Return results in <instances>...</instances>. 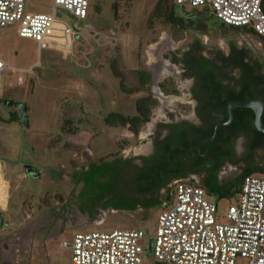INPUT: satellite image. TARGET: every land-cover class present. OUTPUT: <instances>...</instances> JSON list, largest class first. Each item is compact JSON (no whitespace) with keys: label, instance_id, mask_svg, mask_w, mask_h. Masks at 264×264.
<instances>
[{"label":"rangeland","instance_id":"374dc122","mask_svg":"<svg viewBox=\"0 0 264 264\" xmlns=\"http://www.w3.org/2000/svg\"><path fill=\"white\" fill-rule=\"evenodd\" d=\"M158 1L89 0L87 15L81 20L58 9L61 11L56 22L58 26H53L44 35L42 45L33 39L20 38L13 30H0V57L11 67L0 73V99L24 103L28 118L25 126L15 116L14 108L7 109L0 104V120L5 121H0V182L6 183L5 204L0 209V264H73L70 250L61 246V240L77 231L139 228L147 235L142 241L144 248L147 239L155 233L159 209L152 208L101 213V217L93 221L75 219L72 223L62 221L61 224L54 219L50 221L57 206L55 196H66L69 189L68 180L60 173L75 165L74 150L64 145L66 140L59 131L60 118L71 100L83 105L85 115L100 130L87 146L93 155L104 156L120 148L138 152L146 145L140 138L143 132L138 138L128 136L123 143L121 138L130 135L126 129L110 128L100 121L102 113L97 111L95 103L99 104V109L104 108L112 96L113 85L106 86L104 79L98 85L88 79L92 70L103 71V67L97 70L96 65L91 66L90 53L98 63L106 54H113L116 69L125 73L126 79L137 69L153 71V64L158 62L159 54L166 51L168 45L186 50L194 41L200 44L198 53L210 57L217 54V50L226 54L228 42L232 41L236 47L249 50L251 57L264 63V45L252 34L221 27L212 15L195 12L190 6L179 7L174 5V0H167L173 8L172 14L183 20L188 18L191 27H187L185 21L169 24L164 21L168 4L166 6V1L160 0L157 8ZM51 5L52 0H28L32 12H48ZM202 9L201 6L194 8ZM189 11L193 14L188 15ZM168 75L169 70L164 66L159 78L163 80L165 92L169 90L166 88L170 84ZM238 75L237 69L232 70L233 77ZM184 82L178 83V90L174 89L178 96L164 92L157 97L156 107L150 115L152 120L160 119L163 111L192 116V108L185 100ZM56 135L59 145L52 139ZM24 164L40 168L41 177L26 176ZM3 165L7 169L2 171ZM46 169L55 170L59 176L50 178ZM236 174L238 170L225 163L218 171V182ZM171 189L163 188L146 197L135 196L141 201L159 196L164 206L165 195H169ZM207 198L216 204L218 218L224 220L227 208L235 203L237 194L217 198L210 192ZM152 260V255L145 250L141 264H152ZM237 262L244 260L238 258Z\"/></svg>","mask_w":264,"mask_h":264},{"label":"flooded vegetation","instance_id":"af4514ba","mask_svg":"<svg viewBox=\"0 0 264 264\" xmlns=\"http://www.w3.org/2000/svg\"><path fill=\"white\" fill-rule=\"evenodd\" d=\"M230 42L226 54L217 50L213 57L198 53L200 48L198 41H194L186 50L168 45L167 50L159 54V63L153 64V71L137 69L130 73L129 79H126L125 73L116 69L113 54H106L98 63L93 53H90L91 66L96 65L97 70L103 67V71L96 73L92 70L87 75L88 79L97 85L101 84L102 79L106 86L109 83L113 85L112 96L107 99L105 107L99 109V104L95 103L97 111L102 113L100 121L110 128L126 129L130 135H124L122 140L120 139L123 143L128 136L138 138L143 132L144 135L140 138L146 145L138 152H126L124 148H120L104 156L93 155L87 146L100 130L85 115L83 105L71 100L63 118H60L59 131L66 140L64 145L74 150L72 158L75 165L67 172L60 173L62 178L68 180L69 189L66 196L61 194L55 196L57 206L50 221L54 219L58 224L62 221L72 223L75 219L93 221L101 217V213L132 212L134 210L129 209L128 205H141L148 201V198L141 201L135 196L146 197V194L142 193L143 190H155L158 187V190L169 189L177 179L206 185L209 173L221 160L220 167L228 163L233 165L238 173L249 167L251 163L249 154L255 140L254 130H257L253 123L254 115L251 119H244L245 114L242 111L238 117L239 123L248 121L249 128L233 129L228 125L233 119L232 114L229 123L219 125L222 127L216 129L211 139L214 140V144L210 149L206 143V147L203 146V140L207 136L201 138V133L207 130L206 126L213 123L212 119L201 116V57L214 62L215 75L221 89L237 90L240 75L233 77L232 70L236 69L228 60L225 61L226 58H231ZM164 66L170 73L167 77L170 82L166 86L169 89L167 93L162 86L163 80L159 78ZM141 71L147 72V75L141 74ZM169 76L174 80H170ZM181 82H184L185 100L192 108V116L163 111L160 119L152 120L150 115L152 109L156 107L157 97L164 92L173 97L178 96L179 93L175 90H178V83ZM254 98L263 102L261 122L264 124V100L260 97ZM0 104L7 109L14 108L4 105L3 99H0ZM8 113L10 116L13 115L12 112ZM15 116L18 118V111ZM214 119L216 121L214 124L224 121L220 111ZM0 121L5 122L2 119ZM57 135L52 139L59 145ZM256 144L258 146L253 151L256 153L258 150L264 151V137L258 138ZM170 154L171 159H168ZM225 155L226 158H222ZM23 167L26 176L40 178L42 175V171L36 166L24 164ZM5 169L7 167L3 165L2 171ZM46 172L50 178L59 176L53 169H46ZM167 201L168 199H164L165 203Z\"/></svg>","mask_w":264,"mask_h":264},{"label":"built area","instance_id":"2783aa9c","mask_svg":"<svg viewBox=\"0 0 264 264\" xmlns=\"http://www.w3.org/2000/svg\"><path fill=\"white\" fill-rule=\"evenodd\" d=\"M262 0H174L178 6L203 7L218 21L250 28L264 40ZM28 0H0V30L15 28L20 37L42 45L58 9L77 20L89 0H52L50 11L29 12ZM11 68L0 59V73ZM0 182V209L5 204ZM169 199L158 210L151 255L160 264H264V173L244 175L224 220L199 184L174 181ZM147 235L139 228L77 231L61 240L73 264H141ZM244 262H237V259Z\"/></svg>","mask_w":264,"mask_h":264},{"label":"trees","instance_id":"16d2710c","mask_svg":"<svg viewBox=\"0 0 264 264\" xmlns=\"http://www.w3.org/2000/svg\"><path fill=\"white\" fill-rule=\"evenodd\" d=\"M160 1V0H159ZM157 2V8L160 7L161 2ZM166 6H167V0H165ZM164 5V6H165ZM174 5H176L174 3ZM168 10H166V17L164 19L165 22L169 24H178L180 21H185L187 25L189 24L188 18H185L186 20H183V18L179 16H175L173 13V8L171 4H168ZM261 7L264 12V0L261 1ZM167 9V8H165ZM195 12H201L203 15L210 14V11L206 8H203L201 11L194 10ZM193 11L187 12L188 15H192ZM212 15V14H210ZM212 17H214L212 15ZM215 19V18H214ZM216 23L221 27H229L233 28L235 30L241 29L244 30L256 38H258L262 44L264 45V40L259 38L250 28H238L233 27L227 24H224L217 19H215ZM231 46V53H230V59L226 58L228 62L232 65L233 68L237 69L239 71V79H238V89H221L219 87V82L215 75V64L211 59H204L201 57V116H205L209 119H212L211 124H208L207 130L204 131V133H201V138L205 136H210L212 134V129L215 121V117L217 112L220 111L222 114V119L227 120L228 114L226 110V104L229 100H237V101H244L247 98H254V97H260L262 100H264V63L257 61L255 58L251 57L249 55V50H245L243 48H238L234 45V43L230 42ZM147 75V72L141 71V74ZM233 114L232 121L228 124L229 127H232L233 129L236 128H249L248 121L244 123H239L238 117L243 111L245 116L244 119H251V117L254 115L253 110L249 107H233L231 109ZM218 118V116H217ZM222 126H219L217 129L219 130ZM255 133V140L254 143L251 145V153L249 154V158L252 161L251 166L244 169L242 172L234 175L232 178L226 179L222 182H218V176H217V170L220 168L222 164V160L211 170V173L208 175V182L206 185H202L201 187L204 188V190L208 193L213 192L217 196V198L222 197H231L234 194L238 193L240 182L244 175L247 174H255V165L261 167H264V153H256L253 151L258 146L256 142L258 141V138L264 137L263 132H259L258 130H254ZM214 140H210L206 142V145L210 149ZM253 151V152H252ZM227 155V154H226ZM226 155L222 158H226ZM171 154L167 157L168 159H171ZM164 158V155L162 156V159ZM254 165V166H253ZM159 187L155 190H143V194H151V193H158ZM170 195H165L164 199H169ZM163 200L159 198V196L148 199L146 203H143L141 205H128L127 207L131 210H136L137 208L141 207L145 210L147 209H160L164 207L162 205ZM152 264H160L154 260H152Z\"/></svg>","mask_w":264,"mask_h":264},{"label":"water","instance_id":"95a60500","mask_svg":"<svg viewBox=\"0 0 264 264\" xmlns=\"http://www.w3.org/2000/svg\"><path fill=\"white\" fill-rule=\"evenodd\" d=\"M3 104L7 105V106H13L18 111L19 120L24 125H27V123H28L27 106L24 103L6 99V100H3ZM233 107H249V108H251L253 110V114H254L253 123H254L255 128L260 132H264V124L261 122V114L263 111V102L260 99H258V98H247L241 102L237 101V100H229L227 102L228 119L224 120V121H219V122L214 124L213 129H212V134L210 136H207L203 140V146L204 147H206V145H205L206 141H209L213 138V136L216 133V129L219 125H224V124L229 123V121L232 118L231 109ZM1 222H2V218H0V224H1ZM152 241H153L152 237H149L146 241L145 250L148 253H151Z\"/></svg>","mask_w":264,"mask_h":264},{"label":"crops","instance_id":"0c3cea01","mask_svg":"<svg viewBox=\"0 0 264 264\" xmlns=\"http://www.w3.org/2000/svg\"><path fill=\"white\" fill-rule=\"evenodd\" d=\"M179 7H185V6H179ZM27 9H28V11L29 12H32L29 8H28V2H27ZM62 10V9H61ZM60 13H61V11H58V13H57V17H56V21H55V23H54V25L53 26H58V25H56V22L58 21V16H60ZM57 30H58V28H56ZM2 30H13L16 34H17V31H16V29L15 28H8V29H2ZM18 35V34H17ZM19 36V35H18ZM20 37V36H19ZM20 38H23V37H20ZM1 50H0V55H1ZM0 59H2L1 57H0ZM3 60V59H2ZM5 63H7L8 64V62H6V61H4ZM9 65V64H8ZM250 166H251V164H252V161L250 160ZM254 166V165H253ZM262 165H259V166H256L255 165V170H256V172H255V174H261V173H264V167H261ZM207 193V192H206Z\"/></svg>","mask_w":264,"mask_h":264}]
</instances>
